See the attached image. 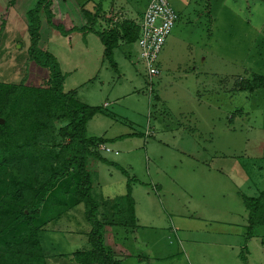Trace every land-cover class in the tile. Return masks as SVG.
<instances>
[{"label": "rangeland", "instance_id": "374dc122", "mask_svg": "<svg viewBox=\"0 0 264 264\" xmlns=\"http://www.w3.org/2000/svg\"><path fill=\"white\" fill-rule=\"evenodd\" d=\"M37 1L0 0V82L25 78L36 86L50 77L28 57L26 14ZM208 2L217 22L206 44L195 39L207 37L208 17L195 11ZM169 3L180 25L161 61L173 57L188 66L194 57L198 71L212 77L187 81L163 71L150 83L136 43L115 50L114 71L97 33L51 34L42 14L40 48L57 58L65 92L76 90L81 103L103 108L87 135L111 140L103 146L113 152L100 145L101 155L128 172L138 203L136 231L106 227L104 245L121 263L129 256L125 264H264V226L248 233L243 202L264 191V87L253 88L264 78V0ZM89 172L98 201L126 194L128 180L118 168L91 162ZM85 212L81 204L46 227L48 264H75L60 256L90 247Z\"/></svg>", "mask_w": 264, "mask_h": 264}, {"label": "trees", "instance_id": "16d2710c", "mask_svg": "<svg viewBox=\"0 0 264 264\" xmlns=\"http://www.w3.org/2000/svg\"><path fill=\"white\" fill-rule=\"evenodd\" d=\"M58 8V0H38L26 14L29 61L48 68L49 79L36 86L25 78L16 83L0 82V119L5 122L0 125V264H48L50 257L42 247L41 235L50 223L81 204L91 226L90 247L60 257L70 258L75 264H122L105 247L104 231L106 227H119L130 233L138 228L132 181L126 170L101 155L99 146L110 140L87 135L88 123L104 114L103 108L81 103L76 90L65 92V76L57 58L39 45L44 14L45 24L52 27L49 33H97L105 60L118 71L114 52L122 44L137 43L140 26L125 20L109 31H97V16L82 5L79 8L86 25L75 27L67 19L60 21ZM4 25L0 27V41ZM255 87H264V78L258 77ZM91 162L118 168L128 180L126 194L95 199ZM243 202L249 216L248 233L252 234L264 226V191L258 197L243 196Z\"/></svg>", "mask_w": 264, "mask_h": 264}, {"label": "crops", "instance_id": "0c3cea01", "mask_svg": "<svg viewBox=\"0 0 264 264\" xmlns=\"http://www.w3.org/2000/svg\"><path fill=\"white\" fill-rule=\"evenodd\" d=\"M58 1L61 4V8H58L56 10V12H57L56 14H58L57 16L59 18L61 17L60 18L61 22H63L64 20L67 19L68 23H70L71 26L73 25L75 27H82V26L86 25V22L83 19L80 8H79L80 6L85 5L86 10L91 15L97 16L96 26L99 24L101 31H109V30L115 28L116 26L121 25L122 22L125 20L135 21L136 24H138L140 26L141 19L143 17V14H144V12L147 8L148 2H149V0H58ZM170 5H171V3H170ZM203 7L204 8L201 9L202 7L199 6L198 10L195 12H196V15L198 17L205 16V15L208 17V23H205V25L209 27L207 29V37L205 35L204 39L202 40L201 36H200V37H196L195 40L197 42L201 40L204 43L208 44V42H210L211 40L214 39L212 34L215 32L214 30L216 29V22L217 21H216L215 16L212 14L213 9L210 7V3L209 2L206 3V6H203ZM179 25L176 24L171 35L173 34V32L177 31ZM209 33L211 34L210 36H208ZM184 39L187 40L188 38L184 37L183 40ZM163 50H164V48H163ZM172 58L168 59L167 61H161V58L159 56V60H158V66L161 70V73H163V71H164L165 74L169 77L172 76L174 71L180 72L181 78H184L187 81L191 80L195 77L198 78V77H200V75H208L211 77L214 75V74H212V72H207V73L199 72L197 67H195L193 65L195 63L194 57L193 58L190 57V64L188 66L183 61H179L176 59L174 60ZM155 97L158 98L157 100L162 101V97H160L158 95H156ZM152 135H153V133L150 135L145 134L146 137H150ZM104 145H106V144H104ZM112 152H113V150H112ZM114 153L116 155L118 154V152H114ZM116 165H118V164H116ZM118 166H120V165H118ZM120 168L124 169L121 166H120ZM154 191L155 192L157 191L159 193L160 191H162V186L155 185ZM146 195H147L146 199H150V197H152L151 194H146ZM158 199H160V198H158ZM134 202H135V200H134ZM136 203H137V201L135 202V216H136V220L139 221L138 220L139 215H138V211H137L138 203L137 204ZM143 217H146V214H143ZM128 257L129 256H127V255L124 256V258L122 259L123 260L122 264H125L126 259Z\"/></svg>", "mask_w": 264, "mask_h": 264}, {"label": "built area", "instance_id": "2783aa9c", "mask_svg": "<svg viewBox=\"0 0 264 264\" xmlns=\"http://www.w3.org/2000/svg\"><path fill=\"white\" fill-rule=\"evenodd\" d=\"M178 19L177 13L168 0H149L140 22L137 45L150 83L154 77L161 74L158 66L159 56ZM101 150L107 153L112 152L103 145Z\"/></svg>", "mask_w": 264, "mask_h": 264}, {"label": "water", "instance_id": "95a60500", "mask_svg": "<svg viewBox=\"0 0 264 264\" xmlns=\"http://www.w3.org/2000/svg\"><path fill=\"white\" fill-rule=\"evenodd\" d=\"M5 122L3 119H0V125H3Z\"/></svg>", "mask_w": 264, "mask_h": 264}]
</instances>
